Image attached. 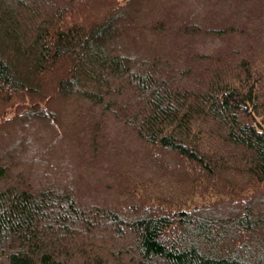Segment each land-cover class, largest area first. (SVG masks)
<instances>
[{
	"label": "trees",
	"instance_id": "obj_1",
	"mask_svg": "<svg viewBox=\"0 0 264 264\" xmlns=\"http://www.w3.org/2000/svg\"><path fill=\"white\" fill-rule=\"evenodd\" d=\"M5 109L0 264H264V0H0Z\"/></svg>",
	"mask_w": 264,
	"mask_h": 264
},
{
	"label": "rangeland",
	"instance_id": "obj_2",
	"mask_svg": "<svg viewBox=\"0 0 264 264\" xmlns=\"http://www.w3.org/2000/svg\"><path fill=\"white\" fill-rule=\"evenodd\" d=\"M150 4V3H149ZM148 4V5H149ZM157 5L156 2H151V8L155 7ZM164 5H158V11L159 12H163V9H164ZM151 10H155V9H151ZM151 10H146L144 11L143 13L146 15L151 11ZM167 10V9H166ZM2 116H0V126H3L4 125V120L6 118L7 115H11V112L10 111H7L6 109L4 110V112L2 114H0ZM34 129V130H33ZM49 134L48 130L46 129V126L42 123H35V126L34 127H31L29 130H28V134H31L32 136L34 135V137H37L39 136V134H42V136H44L45 134ZM6 136H3L1 139H5ZM19 137V136H17ZM7 139V138H6ZM55 154H51L52 157H56L54 156ZM31 158V157H30ZM152 190V189H151Z\"/></svg>",
	"mask_w": 264,
	"mask_h": 264
}]
</instances>
